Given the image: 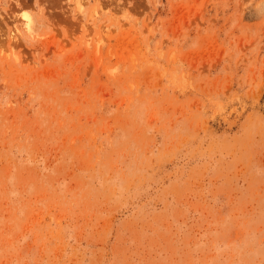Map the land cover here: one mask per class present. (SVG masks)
<instances>
[{
  "label": "rangeland",
  "instance_id": "1",
  "mask_svg": "<svg viewBox=\"0 0 264 264\" xmlns=\"http://www.w3.org/2000/svg\"><path fill=\"white\" fill-rule=\"evenodd\" d=\"M0 264H264V0H0Z\"/></svg>",
  "mask_w": 264,
  "mask_h": 264
}]
</instances>
